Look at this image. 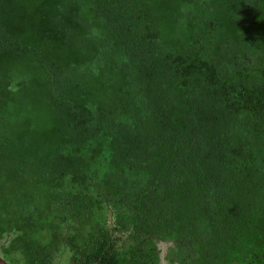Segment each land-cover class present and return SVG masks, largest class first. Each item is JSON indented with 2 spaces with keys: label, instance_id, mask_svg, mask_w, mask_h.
Masks as SVG:
<instances>
[{
  "label": "trees",
  "instance_id": "trees-1",
  "mask_svg": "<svg viewBox=\"0 0 264 264\" xmlns=\"http://www.w3.org/2000/svg\"><path fill=\"white\" fill-rule=\"evenodd\" d=\"M264 264V0H0L8 264Z\"/></svg>",
  "mask_w": 264,
  "mask_h": 264
},
{
  "label": "rangeland",
  "instance_id": "rangeland-1",
  "mask_svg": "<svg viewBox=\"0 0 264 264\" xmlns=\"http://www.w3.org/2000/svg\"><path fill=\"white\" fill-rule=\"evenodd\" d=\"M167 245H168L167 243H162V242L159 243V247L162 250V254L165 253V250H166V246ZM66 256H67L66 249H63L62 252H61V254L58 257V260H57L56 264H66L67 263ZM160 264H167V263L165 261H163V262L160 261Z\"/></svg>",
  "mask_w": 264,
  "mask_h": 264
},
{
  "label": "water",
  "instance_id": "water-1",
  "mask_svg": "<svg viewBox=\"0 0 264 264\" xmlns=\"http://www.w3.org/2000/svg\"><path fill=\"white\" fill-rule=\"evenodd\" d=\"M160 254H161V259L160 261H164L163 260V254H162V250L160 251ZM0 264H8L7 261L2 257V255L0 254Z\"/></svg>",
  "mask_w": 264,
  "mask_h": 264
}]
</instances>
